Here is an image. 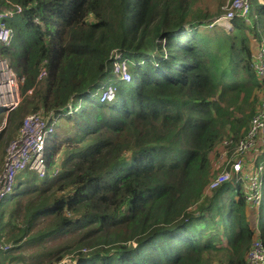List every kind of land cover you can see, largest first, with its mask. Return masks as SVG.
Instances as JSON below:
<instances>
[{"label":"trees","instance_id":"1","mask_svg":"<svg viewBox=\"0 0 264 264\" xmlns=\"http://www.w3.org/2000/svg\"><path fill=\"white\" fill-rule=\"evenodd\" d=\"M200 2L0 0V11L22 9L7 20L15 38L0 54L23 79L0 145L7 129L18 137L22 114H54L47 159L65 151L56 178L17 177L1 223L12 249L78 233L73 253L55 260L248 264L254 243L264 247V171L258 205L243 180L207 192L219 146L246 140L263 100L264 0L231 30L212 26L224 13ZM116 56L128 60L131 84L114 73ZM102 85L117 88L115 100L100 103ZM15 259L0 254V264Z\"/></svg>","mask_w":264,"mask_h":264},{"label":"built area","instance_id":"2","mask_svg":"<svg viewBox=\"0 0 264 264\" xmlns=\"http://www.w3.org/2000/svg\"><path fill=\"white\" fill-rule=\"evenodd\" d=\"M22 13V9L19 6H15L13 10L0 11V45L2 47H9L14 40L15 33L7 27V20L13 19L17 15ZM251 16V6L250 0H231L229 7L227 8V12L224 13L219 18L214 20V25L230 26L232 21L235 19H242L244 21H249ZM264 52V51H263ZM0 58V110L4 109L0 113L2 119L7 118L10 114H12L16 109H18L21 98L18 96L19 85L22 84L23 79L11 74L9 69H7ZM258 63L256 65L259 73L264 77V59L263 54H260L258 57ZM126 60H118L115 62L114 73L118 76V78L126 83H131L133 81V74L128 69V64H126ZM18 89V94H17ZM117 88L112 85H108L104 88V91L101 94L100 101L101 103L112 102L115 100ZM36 118L41 119L46 125L42 128H39L35 135L26 143L23 149L17 151L14 157H9L10 150L21 140L22 132L24 129V125L26 121L30 118L28 117L20 130L18 135V139H16L10 146L9 151L7 150V161L3 171L0 175V228L2 223V215H3V204L8 199L10 195H13L15 189V177L19 174L21 175L23 171L29 170L31 173H36V175L44 179L49 174L48 170V161L47 155H45V151H47V146L53 138L55 133L57 119L53 117V121L49 122V119L41 117L38 113H34ZM31 116V117H33ZM4 129L2 128V131ZM0 131V133L2 132ZM244 148V151L249 149H255L258 147L259 149H264V96L261 103V106L253 118L247 138L245 141H241L238 145ZM228 154V152H227ZM255 161V157H254ZM237 167L235 168L236 172H241V161L239 158L237 159ZM255 163V162H254ZM47 166V169H46ZM260 171L258 175V179H260V175L263 171L262 165L259 166ZM21 173V174H20ZM58 174V171H56ZM252 171L248 173L245 172L243 175H238V177L234 178L237 181H246V189L251 192L250 200L253 203L259 204L261 195L258 190V187L255 186L253 181ZM18 175V176H19ZM17 176V177H18ZM16 177V179H17ZM233 180V179H232ZM231 173L230 175H223L218 177H213L208 190H216L221 187L224 183L232 181ZM245 189V190H246ZM2 233H0V254L9 252L12 247L3 242L1 238ZM248 264H264V247L260 242H255L251 252L248 255ZM71 258H64L62 260L57 261L54 264H75Z\"/></svg>","mask_w":264,"mask_h":264},{"label":"rangeland","instance_id":"3","mask_svg":"<svg viewBox=\"0 0 264 264\" xmlns=\"http://www.w3.org/2000/svg\"><path fill=\"white\" fill-rule=\"evenodd\" d=\"M230 2H231V0H201V2L199 3V6L202 9L206 10L208 13H212V14L226 13L227 8L230 5ZM250 6H251V17L254 18V16L256 15V9H255V6H254L252 0H250ZM201 29H203V28H201ZM1 47L2 46L0 45V48ZM4 48H6V47H4ZM1 54H0V58H1V60H3V61H1L3 63V65L7 69H9V71L11 72L12 75L15 74L17 77H19V75L16 74L15 70L11 66L10 57H5ZM263 54H264V52H263ZM121 58H122L121 56H116V60L121 59ZM126 61H127L126 64H128V60H126ZM128 69L130 70L129 66H128ZM116 82L118 83V82H120V80L117 78ZM20 86H21V84L19 85V92H20L19 94H18V89H17V94L21 98V102H20L19 106H21V103L23 101V96H22L21 91H20ZM93 93L94 94H96V93L100 94V91L95 90ZM28 94L31 95L32 93H28ZM260 95L262 98L263 95L261 94V92L259 93V96ZM83 105H85V104H83ZM11 115L12 114H10L5 119H0V131H2V128L6 129L10 125V123L12 122L11 121ZM33 115H34V113L22 114L21 118L19 119V121H20L19 125L20 124L22 125V123L24 124V121L28 117H30L24 125L22 136L20 137L21 140H19L17 143L14 144V146L10 150L9 157H11V158L14 157V155L17 151H19L20 149H23L25 147L26 143L35 135L36 131L39 128H42L46 125L45 122H43L39 118H36ZM31 116H33V117H31ZM58 123H61L60 119H59ZM4 132H7V133H6V135H4V138H3L4 143L2 144V146L0 145L1 146L0 175H1L3 168L5 167V164H6L5 157H6L7 149L16 139H18V137L16 138V135H15V137L12 140H10V139L8 140L9 136H10V138L12 136V130L8 131V129H7ZM0 143H1V140H0ZM228 146H231V147L227 148L226 146H221V145L219 146L218 151L221 155L223 154L222 157L219 158V155H216V156L214 155L215 165H216L214 168L215 177H218V176L220 177V176L227 175V174L230 175V173H231V180H232V179L238 177V175L240 176V175H243L245 172L248 173L249 171H252L251 176L253 179H256L255 181H253V183L255 184V186L258 187V184H259L258 175H259L260 168L257 165V162H258L259 156L262 155V149H259L258 147H256L255 149L252 148V149H249L247 151H244V148L241 149L242 146L238 147L236 145H231V144H229ZM9 149H8V151H9ZM226 151H228L229 154H227ZM64 153H65V151L62 150L60 153L56 154L54 159L51 160V161H53L52 163H50L49 159H47L49 174L55 178L60 173L61 164H62V161L64 159ZM49 154H50V152L45 151V155H49ZM254 157L256 159L255 163H254ZM238 158L241 161V172H236V170H235V168L237 167L236 162H237ZM6 161H7V159H6ZM46 169H47V166H46ZM56 171H58V174H56ZM28 173H30L29 170L23 171L22 176L19 178L23 179L24 177H26V175ZM34 174H36V173L34 172ZM262 174H263V171H262L261 175ZM16 177H15V182H17ZM211 192H212L211 190H208L209 195L211 194ZM27 203H28V197H24L23 198V204H22V210L25 209ZM21 214L24 215L22 212H21ZM0 233H2L1 228H0ZM2 235H4V237H5L4 231H3ZM79 242H80V238H78V233L73 234V235L72 234H64V235H61L59 238H57L54 241L44 242V244H41V245L24 242L22 245L19 246L21 248L18 247L16 249H11L8 253H11L14 257H17V259L20 258V261L15 259L12 262V264H54L58 260H55L54 255H51V254L55 253L56 257H60V255H63L65 249H68V251H71L73 253L75 246ZM86 251H89V249H86ZM73 256H75V254H67V256H65V258L68 257V258L72 259Z\"/></svg>","mask_w":264,"mask_h":264},{"label":"crops","instance_id":"4","mask_svg":"<svg viewBox=\"0 0 264 264\" xmlns=\"http://www.w3.org/2000/svg\"><path fill=\"white\" fill-rule=\"evenodd\" d=\"M251 17V16H250ZM255 17V16H254ZM244 21V20H243ZM249 21H250V19H249ZM249 21H246L247 23L249 22ZM220 26V25H219ZM212 27V26H211ZM222 27H224L226 30H231L232 28H233V23L230 25V26H228V25H225V26H222ZM15 38V37H14ZM133 80H134V78H133ZM123 82V81H122ZM133 82V81H132ZM131 82V83H132ZM123 83H126V82H123ZM130 83V84H131ZM106 86H108V85H102L101 86V88L99 89V91H100V97H101V94H102V92L104 91V88L106 87ZM99 97V98H100ZM100 103H101V101H100ZM53 117L54 118H56L57 119V125H56V129H55V133H56V130H57V127H58V125H59V119H60V117L59 116H55L54 114H52V115H50L49 117H48V119H49V122H52L53 121ZM0 119H2L1 118V116H0ZM55 133H54V135H55ZM54 135H53V138H54ZM52 138V139H53ZM226 146V145H225ZM226 152H228V151H226ZM229 154V153H228ZM223 156V154L221 155V157ZM264 171V170H263ZM31 173V172H30ZM24 174V173H23ZM22 176V174L20 175V177ZM50 178H52V177H50ZM16 186H17V183H15V189H14V193H13V195H11L10 197H8V199L4 202V204H3V212H4V210H5V207H6V205L10 202V200L15 196V194L17 193V190H16ZM207 192H208V190H207ZM2 233H3V231H2ZM1 238L3 239V242L4 243H6V239H5V237H4V235H1ZM6 253H8V252H6Z\"/></svg>","mask_w":264,"mask_h":264},{"label":"bare ground","instance_id":"5","mask_svg":"<svg viewBox=\"0 0 264 264\" xmlns=\"http://www.w3.org/2000/svg\"><path fill=\"white\" fill-rule=\"evenodd\" d=\"M2 111H4V109H1V110H0V113H1Z\"/></svg>","mask_w":264,"mask_h":264}]
</instances>
